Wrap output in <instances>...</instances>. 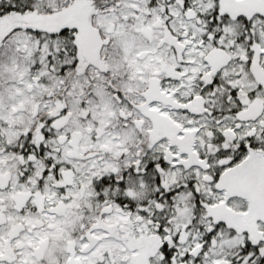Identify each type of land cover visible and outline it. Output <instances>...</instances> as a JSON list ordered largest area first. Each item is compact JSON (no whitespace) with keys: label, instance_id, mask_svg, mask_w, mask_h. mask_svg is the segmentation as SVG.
<instances>
[{"label":"snow or ice","instance_id":"1","mask_svg":"<svg viewBox=\"0 0 264 264\" xmlns=\"http://www.w3.org/2000/svg\"><path fill=\"white\" fill-rule=\"evenodd\" d=\"M0 264H264V0H0Z\"/></svg>","mask_w":264,"mask_h":264}]
</instances>
